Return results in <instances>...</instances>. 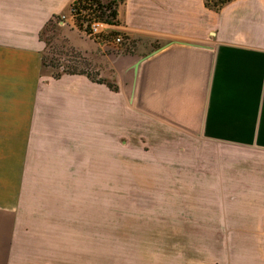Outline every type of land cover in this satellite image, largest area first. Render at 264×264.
<instances>
[{
	"label": "rangeland",
	"instance_id": "374dc122",
	"mask_svg": "<svg viewBox=\"0 0 264 264\" xmlns=\"http://www.w3.org/2000/svg\"><path fill=\"white\" fill-rule=\"evenodd\" d=\"M11 1L14 16L24 13V0ZM51 20L39 34L44 59L30 126L22 146L13 144L21 244L25 232L29 245L59 241L62 258L76 241L91 243L93 264H180L195 217L210 226L215 216L264 215L245 205L230 152L135 107L124 65L132 39L107 57L85 21L88 31L76 23L87 45L80 49L69 42L70 26Z\"/></svg>",
	"mask_w": 264,
	"mask_h": 264
},
{
	"label": "crops",
	"instance_id": "0c3cea01",
	"mask_svg": "<svg viewBox=\"0 0 264 264\" xmlns=\"http://www.w3.org/2000/svg\"><path fill=\"white\" fill-rule=\"evenodd\" d=\"M73 1L24 0L19 16L11 0L8 9L0 1V264H93L90 242L88 248L71 242L64 258L59 241L29 245L24 232L21 244L14 178L21 172L11 161L13 144L22 146L24 127L30 126L44 57L40 31L69 12ZM119 1L118 22L107 30L133 40L124 65L132 69L135 107L230 152L228 167L244 176L245 205L264 214V0H231L219 10L206 0ZM66 25L69 42L86 49L70 16ZM196 218L180 264H264V215L215 216L210 226ZM214 223L231 225L221 230Z\"/></svg>",
	"mask_w": 264,
	"mask_h": 264
},
{
	"label": "built area",
	"instance_id": "2783aa9c",
	"mask_svg": "<svg viewBox=\"0 0 264 264\" xmlns=\"http://www.w3.org/2000/svg\"><path fill=\"white\" fill-rule=\"evenodd\" d=\"M87 8H71L69 15L61 14L55 18L57 24L66 25L69 16L77 23L78 16H81V22L84 21L89 26V35L101 46L105 51H111L115 54H122L127 39L124 34L120 32H113L107 30V27L111 24L106 20L107 16L101 17L100 12L97 11L96 4L89 2Z\"/></svg>",
	"mask_w": 264,
	"mask_h": 264
},
{
	"label": "trees",
	"instance_id": "16d2710c",
	"mask_svg": "<svg viewBox=\"0 0 264 264\" xmlns=\"http://www.w3.org/2000/svg\"><path fill=\"white\" fill-rule=\"evenodd\" d=\"M228 1H230V0H218L216 2L211 3V0H206V6L212 8L214 10H219ZM89 2L96 4L95 9L100 12V16L102 18L107 16L108 18H106V20L108 22L115 23V24L118 22L117 7H118V4L120 2L119 0H109V1H105V0H74L73 3L71 4V8H76L79 11L80 8H87V6H88L87 3H89ZM81 19H82V17L78 16L77 24L79 25V28L88 31V29L84 28L83 23L81 22ZM51 21L52 20L50 19V22ZM43 59H44V57H43ZM59 76H60V74L56 75V77H59ZM98 81L101 82L100 80H98Z\"/></svg>",
	"mask_w": 264,
	"mask_h": 264
}]
</instances>
